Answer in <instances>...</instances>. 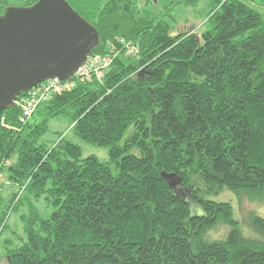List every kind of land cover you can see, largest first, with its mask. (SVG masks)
Returning a JSON list of instances; mask_svg holds the SVG:
<instances>
[{
    "label": "trees",
    "instance_id": "obj_1",
    "mask_svg": "<svg viewBox=\"0 0 264 264\" xmlns=\"http://www.w3.org/2000/svg\"><path fill=\"white\" fill-rule=\"evenodd\" d=\"M63 1L98 34L89 55L111 62L100 80L53 96L24 124L17 106L1 112L0 172L18 189L0 197V237L21 208L22 231L17 244L0 239V260L264 264V217L250 210L242 220L224 198L264 207V0H206L199 31L175 33L167 12L142 13L141 0ZM13 2L0 0V16ZM61 119L106 148L107 161L82 158L63 133L47 139ZM220 193L225 201L212 200Z\"/></svg>",
    "mask_w": 264,
    "mask_h": 264
},
{
    "label": "water",
    "instance_id": "obj_2",
    "mask_svg": "<svg viewBox=\"0 0 264 264\" xmlns=\"http://www.w3.org/2000/svg\"><path fill=\"white\" fill-rule=\"evenodd\" d=\"M96 30L63 0L9 7L0 16V114L43 81L68 79L98 44ZM172 188L180 178L161 173Z\"/></svg>",
    "mask_w": 264,
    "mask_h": 264
},
{
    "label": "rangeland",
    "instance_id": "obj_3",
    "mask_svg": "<svg viewBox=\"0 0 264 264\" xmlns=\"http://www.w3.org/2000/svg\"><path fill=\"white\" fill-rule=\"evenodd\" d=\"M139 6L141 8V12H149L154 16H159L164 12H167L169 15L168 17H165L164 19L169 23L170 26L175 27L173 29L175 32H182V31H189L191 29H194V31H199L201 25H202V15L207 10V3L206 0H197V3L194 6H188V7H182L178 4H174L173 0H155V4H149L146 5L144 0H141L139 2ZM13 5L15 7H22L23 2L21 0H14ZM259 12L261 13L263 19H264V8L263 7H256ZM48 133L46 135L47 139H51V141H54L56 139V136H54L53 132H59L63 133L65 136V139L71 141L72 143L78 145L81 148L82 158L93 155L97 157L100 161L106 162L107 157V150L104 147H98L94 145L87 144L80 140L78 137L73 135L71 131L68 130L69 122L67 120L61 119V120H52L49 122L48 125ZM17 187L11 185L6 179L2 183H0V197L3 198V201H9L11 198V195L17 191ZM225 193V192H224ZM223 193H220L218 195L212 196V200L214 201H225L222 199ZM226 200H229L234 206H235V212L237 217L240 219H244L246 216V213L250 210H255L261 217H264V207L261 205L258 206L254 204L253 202H250L247 198L241 197V199H237L236 197L232 195H225L224 197ZM38 208L40 209L41 213L43 215L47 216L51 210L44 211V204L40 202L38 205ZM22 209V208H21ZM9 211L8 212V218L6 221V228L4 232L2 233L0 239H12L15 244L18 243L16 239H14L15 234L21 235V223L18 219V214L22 211ZM244 232L249 235L252 233L249 232L246 228H244ZM224 234V229L219 228L215 232L209 233L210 239H218ZM2 248H0L1 252ZM0 264H6V261L4 258L0 260Z\"/></svg>",
    "mask_w": 264,
    "mask_h": 264
},
{
    "label": "built area",
    "instance_id": "obj_4",
    "mask_svg": "<svg viewBox=\"0 0 264 264\" xmlns=\"http://www.w3.org/2000/svg\"><path fill=\"white\" fill-rule=\"evenodd\" d=\"M136 51L133 47L127 48V54H134ZM111 59L109 56L101 55H88L84 61V64L78 68L68 79L60 81L56 78H52L41 82L37 86L27 89L25 92L19 94L13 105L17 106L20 111L19 122L21 124L26 123L32 117L35 109L43 102L53 96H59L62 93L73 89L76 84L84 82L89 79L90 76H94L97 80H100L107 67L109 66ZM4 181V176L0 172V183Z\"/></svg>",
    "mask_w": 264,
    "mask_h": 264
}]
</instances>
